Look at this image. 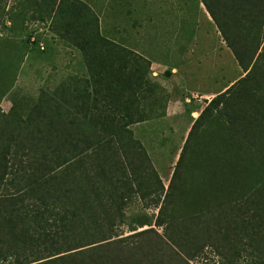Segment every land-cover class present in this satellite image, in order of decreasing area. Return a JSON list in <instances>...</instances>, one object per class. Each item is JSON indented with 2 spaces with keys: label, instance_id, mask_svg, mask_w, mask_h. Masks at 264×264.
<instances>
[{
  "label": "trees",
  "instance_id": "1",
  "mask_svg": "<svg viewBox=\"0 0 264 264\" xmlns=\"http://www.w3.org/2000/svg\"><path fill=\"white\" fill-rule=\"evenodd\" d=\"M200 1L243 75L209 99L192 123L155 219L165 228L179 220L180 229L152 252L138 238L160 236L152 227L113 237L132 193L155 194L157 202L163 191L128 128L165 115L162 102L161 110L139 109L148 97L142 86L148 94L158 89L151 61L103 35L81 0H15L5 9L9 28L17 24L21 32L28 18L50 19L79 51L83 71L52 91L42 89L26 112L24 106L0 110V264H176L178 256L165 247L192 256L221 238L234 250L242 238L236 230L264 228V0ZM9 85L1 84L0 98ZM215 124L220 134L205 143L207 157L200 160L195 140ZM193 170L205 173L211 191L186 185L183 174ZM224 171L234 193L223 188ZM184 209L202 214H176Z\"/></svg>",
  "mask_w": 264,
  "mask_h": 264
},
{
  "label": "rangeland",
  "instance_id": "2",
  "mask_svg": "<svg viewBox=\"0 0 264 264\" xmlns=\"http://www.w3.org/2000/svg\"><path fill=\"white\" fill-rule=\"evenodd\" d=\"M81 1L96 14L103 35L151 61L150 77L158 84V89L148 94L147 86H142L148 97L141 100L139 109L156 111L161 110V102L165 105L164 116L128 125L131 137L147 154L162 182L163 191L156 188L160 192L157 202L155 194L141 197L132 193L123 204V221L113 232V237H120L154 228L160 236L151 231L138 237L143 249L152 252L165 243L168 234L173 235L180 229L176 226L179 220L174 221L175 227L165 228L157 226L155 219L192 123L206 102L242 76L243 71L200 0ZM14 4L15 0H0V86L10 84L8 91L1 95L0 110L6 112L12 106L16 110L24 106L26 112L42 89L52 91L63 80L74 81L72 77H80L83 68L76 61L80 58L79 51L59 37L50 19L28 18L24 32L17 24L15 29L9 28L11 24L4 13ZM8 63H14L13 68ZM219 134L218 124L202 129L195 140L199 144L198 159L207 157L203 151L205 143L214 141ZM253 160L259 161V157L253 156ZM224 175V190L234 193L233 181L230 182L226 171ZM183 176L186 185L192 184L195 192L211 191L212 187L205 183L204 172L193 170ZM175 204L182 206L179 202ZM186 213L202 214L192 209L176 212L178 215ZM245 231L236 230L242 238L234 250L227 241L215 236L212 239L219 242L209 241L192 256L174 246L165 247V251L166 254L175 252L178 257L174 262L180 261L176 264H264V239L260 236H264V228L253 231L247 225ZM229 232L236 234L232 228ZM184 257L186 263L181 262Z\"/></svg>",
  "mask_w": 264,
  "mask_h": 264
}]
</instances>
